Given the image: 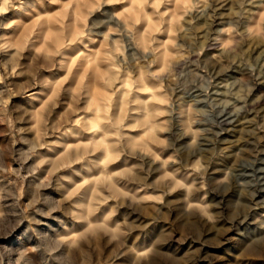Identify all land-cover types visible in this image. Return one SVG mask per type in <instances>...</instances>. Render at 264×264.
I'll list each match as a JSON object with an SVG mask.
<instances>
[{"label":"rangeland","instance_id":"374dc122","mask_svg":"<svg viewBox=\"0 0 264 264\" xmlns=\"http://www.w3.org/2000/svg\"><path fill=\"white\" fill-rule=\"evenodd\" d=\"M0 264H264V0H0Z\"/></svg>","mask_w":264,"mask_h":264}]
</instances>
